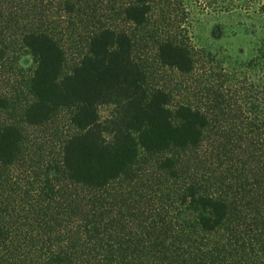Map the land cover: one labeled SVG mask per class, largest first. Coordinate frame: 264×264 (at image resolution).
<instances>
[{
  "label": "trees",
  "instance_id": "trees-1",
  "mask_svg": "<svg viewBox=\"0 0 264 264\" xmlns=\"http://www.w3.org/2000/svg\"><path fill=\"white\" fill-rule=\"evenodd\" d=\"M151 1L59 0V39L23 35L31 98L15 114L0 89V264H264V0L246 56L158 43L190 80L177 104L135 55ZM67 110L68 132L29 142Z\"/></svg>",
  "mask_w": 264,
  "mask_h": 264
},
{
  "label": "rangeland",
  "instance_id": "rangeland-1",
  "mask_svg": "<svg viewBox=\"0 0 264 264\" xmlns=\"http://www.w3.org/2000/svg\"><path fill=\"white\" fill-rule=\"evenodd\" d=\"M0 89L13 102V111L20 109L31 98L30 80L36 66L33 54L23 44V35L30 30L49 29L59 39V0H1ZM263 0H152V11L143 26H128L135 36V55L144 64L150 86H162L172 94L173 104L187 100L185 87L188 77L162 64L158 43L167 38L180 39L206 50L214 57L237 58L249 53L253 31L263 17L259 8ZM69 55L65 64L68 72L78 62L85 48L67 43ZM245 51L242 52L241 49ZM111 105L100 106L102 118L112 111ZM70 111H64L42 129L28 131L29 142L52 139L54 132H68ZM55 144V143H54ZM50 142V151L56 147Z\"/></svg>",
  "mask_w": 264,
  "mask_h": 264
}]
</instances>
